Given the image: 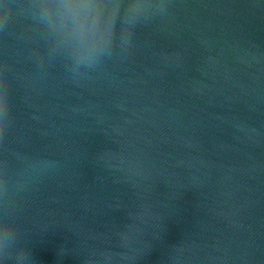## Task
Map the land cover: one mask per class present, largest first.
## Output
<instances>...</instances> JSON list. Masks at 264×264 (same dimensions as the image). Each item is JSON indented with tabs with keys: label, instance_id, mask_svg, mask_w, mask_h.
<instances>
[{
	"label": "water",
	"instance_id": "obj_1",
	"mask_svg": "<svg viewBox=\"0 0 264 264\" xmlns=\"http://www.w3.org/2000/svg\"><path fill=\"white\" fill-rule=\"evenodd\" d=\"M82 2L6 0L0 221L32 264H264V0Z\"/></svg>",
	"mask_w": 264,
	"mask_h": 264
},
{
	"label": "clouds",
	"instance_id": "obj_2",
	"mask_svg": "<svg viewBox=\"0 0 264 264\" xmlns=\"http://www.w3.org/2000/svg\"><path fill=\"white\" fill-rule=\"evenodd\" d=\"M53 5L58 6L61 9L67 11L69 8L68 0H51ZM164 10L166 0H162ZM91 0H83L81 4H77L76 8H90ZM55 15V14H54ZM9 17V7L6 0H0V31L4 30L5 22ZM48 23L57 27L55 20H49L48 16L43 17ZM60 21L59 29L62 34L69 35L76 38L81 45V50L77 55V63L86 62L88 67H93L98 58L106 53L105 45L110 40V33H106L102 36H91L87 41L82 39L83 33L86 31V27L80 22L79 17L73 22V25L69 27L64 23L66 17L58 16ZM128 47L131 46V39L125 41ZM10 119V99L9 96L0 99V138H2L7 130L8 122ZM5 192L4 182L0 181V196ZM32 254L27 246L18 240V228L17 225L9 220L0 221V264H20V262H26V264H32Z\"/></svg>",
	"mask_w": 264,
	"mask_h": 264
}]
</instances>
